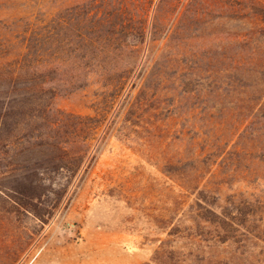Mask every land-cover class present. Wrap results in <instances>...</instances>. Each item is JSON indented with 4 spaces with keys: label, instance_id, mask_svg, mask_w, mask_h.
<instances>
[{
    "label": "rangeland",
    "instance_id": "374dc122",
    "mask_svg": "<svg viewBox=\"0 0 264 264\" xmlns=\"http://www.w3.org/2000/svg\"><path fill=\"white\" fill-rule=\"evenodd\" d=\"M257 3L0 0V264H264Z\"/></svg>",
    "mask_w": 264,
    "mask_h": 264
},
{
    "label": "trees",
    "instance_id": "16d2710c",
    "mask_svg": "<svg viewBox=\"0 0 264 264\" xmlns=\"http://www.w3.org/2000/svg\"><path fill=\"white\" fill-rule=\"evenodd\" d=\"M254 3V2H253ZM254 9H259L261 10L258 13V16H264L263 12H264V7L262 5H260L259 3L256 4L255 7H253ZM256 31L252 32L251 35L248 36H241L239 35L237 38V42H239V44L241 46H249L250 48H244L245 51V55L240 54L239 55V61H238V69H244V66L246 64H248L249 62L251 63V67L246 71L245 75L246 76H251L252 81H254V83L257 85L255 86L254 90L255 93H258L259 95V99L262 100V102L260 103V109L264 110V85L262 86V81L260 78V75H264V38L263 37H259L261 36L260 32L258 31L259 28H261V23H259L257 25ZM259 30H263V29H259ZM12 78V83L10 84V89L11 91L13 90L14 94L17 95V90H18V84L19 82L15 83L16 81H14ZM15 83V84H14ZM12 86V87H11ZM0 87H2V85H0ZM8 109L9 112H5V117H3L4 119H6L8 121V119H10V111H12L13 109L15 110V105L11 103V101H9V106L6 107ZM7 115V116H6ZM3 119V120H4ZM6 122V121H5ZM58 125H62V121L61 124L60 122L58 123ZM54 126L57 127V124L54 123ZM70 142H74V141H68L67 144H69ZM50 145V144H49ZM52 151L54 149V147L52 146ZM49 149V150H51ZM54 152V156L49 159V162L55 163L56 167L59 169H65V167L68 166L67 163H65V160L68 157H73V155L75 153L70 152V150H68V148L66 146L61 147L60 145H58V147H56V149L53 151ZM51 154V153H50ZM34 156H31L29 158V162L32 161ZM74 159H78L81 160V157H75ZM79 163L77 165L78 168L79 167ZM29 167H27V169H25V171H23V173H20L19 175L21 176V178L17 179L18 181H20V184L17 185L16 188H12L10 190H14L16 193V195H20L22 197H31V199H36V195L31 196L29 195L30 191L35 190L37 191V187L39 186V184L43 185V180H37L35 179V175L37 176L39 174L37 168H34L31 166V164L29 163L28 165ZM6 172H9V170H7ZM6 172H4L5 175H8ZM35 183H39L37 186H35ZM44 186V185H43ZM41 196H39L38 198H40Z\"/></svg>",
    "mask_w": 264,
    "mask_h": 264
}]
</instances>
